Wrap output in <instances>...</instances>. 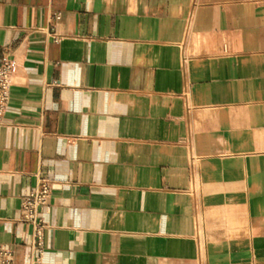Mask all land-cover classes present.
Instances as JSON below:
<instances>
[{"label":"crops","instance_id":"0c3cea01","mask_svg":"<svg viewBox=\"0 0 264 264\" xmlns=\"http://www.w3.org/2000/svg\"><path fill=\"white\" fill-rule=\"evenodd\" d=\"M6 53L13 264H264V0H0Z\"/></svg>","mask_w":264,"mask_h":264},{"label":"built area","instance_id":"2783aa9c","mask_svg":"<svg viewBox=\"0 0 264 264\" xmlns=\"http://www.w3.org/2000/svg\"><path fill=\"white\" fill-rule=\"evenodd\" d=\"M17 71V61L11 53H6L0 61V126L10 101V89ZM55 184L48 178L40 177L35 187L22 198L20 204L21 219L32 227V251L34 263H38L43 252V235L45 224L40 216L47 206ZM0 264H13V253L0 250ZM33 264V263H32Z\"/></svg>","mask_w":264,"mask_h":264}]
</instances>
